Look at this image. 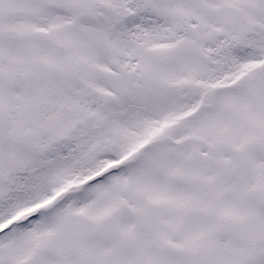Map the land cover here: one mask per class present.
<instances>
[{
    "label": "snow or ice",
    "instance_id": "snow-or-ice-1",
    "mask_svg": "<svg viewBox=\"0 0 264 264\" xmlns=\"http://www.w3.org/2000/svg\"><path fill=\"white\" fill-rule=\"evenodd\" d=\"M0 264H264V0H0Z\"/></svg>",
    "mask_w": 264,
    "mask_h": 264
}]
</instances>
